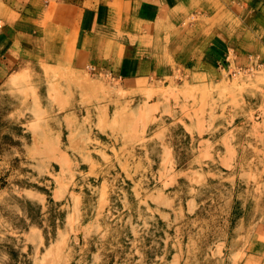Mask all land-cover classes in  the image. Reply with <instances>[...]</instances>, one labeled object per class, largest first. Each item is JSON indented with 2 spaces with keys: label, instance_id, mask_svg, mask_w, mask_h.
I'll list each match as a JSON object with an SVG mask.
<instances>
[{
  "label": "rangeland",
  "instance_id": "374dc122",
  "mask_svg": "<svg viewBox=\"0 0 264 264\" xmlns=\"http://www.w3.org/2000/svg\"><path fill=\"white\" fill-rule=\"evenodd\" d=\"M258 58L135 85L20 64L0 81V264H261Z\"/></svg>",
  "mask_w": 264,
  "mask_h": 264
},
{
  "label": "crops",
  "instance_id": "0c3cea01",
  "mask_svg": "<svg viewBox=\"0 0 264 264\" xmlns=\"http://www.w3.org/2000/svg\"><path fill=\"white\" fill-rule=\"evenodd\" d=\"M250 55L264 61V0H0V81L30 62L104 69L124 85L209 82Z\"/></svg>",
  "mask_w": 264,
  "mask_h": 264
}]
</instances>
